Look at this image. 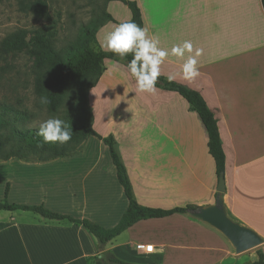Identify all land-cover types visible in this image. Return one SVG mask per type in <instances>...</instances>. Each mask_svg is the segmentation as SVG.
<instances>
[{
    "label": "crops",
    "instance_id": "obj_1",
    "mask_svg": "<svg viewBox=\"0 0 264 264\" xmlns=\"http://www.w3.org/2000/svg\"><path fill=\"white\" fill-rule=\"evenodd\" d=\"M131 1L160 48L170 53L173 45L192 43L184 58L169 54L160 75H175L174 82L198 91L214 112L226 156L227 213L264 239V0ZM106 11L114 21L98 29L97 50L105 33L132 19L124 0H110ZM197 49L200 75L186 80L182 64ZM102 67L88 91L92 127L114 137L137 202L164 209L215 203L219 177L198 112L159 79L155 92L138 91L125 57L106 58ZM0 160V201L43 205L103 228L114 227L127 210L109 146L97 136L48 161ZM141 244L154 251L142 252ZM259 252L264 255V241L238 254L218 229L187 213L140 220L101 243L68 219L0 209V264H95L111 255L128 264H252L243 257Z\"/></svg>",
    "mask_w": 264,
    "mask_h": 264
},
{
    "label": "trees",
    "instance_id": "obj_2",
    "mask_svg": "<svg viewBox=\"0 0 264 264\" xmlns=\"http://www.w3.org/2000/svg\"><path fill=\"white\" fill-rule=\"evenodd\" d=\"M105 9L102 10L96 18L84 24L79 33L76 44L69 47L67 52L62 55L53 45L49 35L41 29L35 31L31 36V40L27 41V33L20 31L12 34L1 42V51L4 53H14L27 50L29 54L34 56L35 64L38 71V90L46 92L50 101V108L54 109L62 97L72 88L78 87L82 91L79 97L85 104L88 112L87 124L82 121L68 120L67 123L73 129L72 139H79L78 143L91 135L97 136L109 146L113 162L117 168V174L128 199V207L122 219L112 228H103L102 226L88 220L74 218L67 214L53 212L43 205H21L9 203L7 200L0 201V209L5 210H30L41 214L49 219H68L72 222L83 225L89 232L95 235L101 243H106L122 233L134 223L150 218H163L175 213H187L188 209L193 206L174 207L170 209L154 208L141 205L137 202L132 184L130 182L126 166L117 149L116 141L113 136L103 137L99 135L92 127V112L88 107V91L98 82L102 74V63L106 58H117V55L109 51L97 50L95 44L97 42L96 34L98 29L108 21H114L111 14L106 11V4L110 0H102ZM132 13V21L140 27L142 26V16L140 8L136 1L124 0ZM32 10L39 18L49 17V1L36 0L33 3ZM126 61L132 59L131 54L125 56ZM47 74V77H43ZM158 79L165 85L176 88L179 93L190 103L192 109L198 112L206 130L208 132V146L211 155L216 163L218 177L221 173H225L226 156L224 153L220 133L218 129L217 119L214 112L208 107L203 96L196 90L169 82L164 76ZM9 120L4 114H0V159L8 160L10 158L23 159L31 161L30 154L38 156L35 161H48L61 156H67L76 153L82 144L66 147L63 144L51 143L42 144V138L36 135V129H25L16 131L19 135L17 144H11V136L6 134L5 129L9 127ZM14 135V134H13ZM38 153H41L38 155ZM128 264L126 261L116 256H108L106 259H96L95 264ZM252 264H264V255L259 252L258 259Z\"/></svg>",
    "mask_w": 264,
    "mask_h": 264
},
{
    "label": "rangeland",
    "instance_id": "obj_3",
    "mask_svg": "<svg viewBox=\"0 0 264 264\" xmlns=\"http://www.w3.org/2000/svg\"><path fill=\"white\" fill-rule=\"evenodd\" d=\"M35 1L0 0V46L3 39L20 31L27 33L29 42L35 31L41 29L64 55L69 47L76 44L81 27L105 9L102 0H48L49 17L39 18L32 10ZM85 17L91 19L85 22ZM38 74L35 58L27 50L4 53L0 47V114H4L10 122L5 131L11 136L13 146L19 138L16 131L35 129L31 127L33 121L58 117L66 122H88L86 106L79 97L82 90L78 87L70 89L54 109L49 104L41 105L39 97L47 96V93L38 90ZM43 77H47V74H43ZM78 140L75 138L63 145L67 148L78 146ZM30 158L35 161L38 156L31 153ZM248 258L255 261L258 255L250 253L243 260Z\"/></svg>",
    "mask_w": 264,
    "mask_h": 264
},
{
    "label": "clouds",
    "instance_id": "obj_4",
    "mask_svg": "<svg viewBox=\"0 0 264 264\" xmlns=\"http://www.w3.org/2000/svg\"><path fill=\"white\" fill-rule=\"evenodd\" d=\"M91 17H85L87 22ZM100 50L109 51L123 58L131 54L132 59L127 62V69L135 78L137 90L153 93L156 90L157 79L160 76V65L169 55L184 58L185 52L192 53L193 45L190 41L173 45L170 53L159 47V39L149 38L146 30L132 20L120 22L113 29L99 39ZM202 50L197 49L194 55H188L182 64L183 78L193 80L200 75L197 67V57ZM169 82L175 80V75L167 77ZM39 103L48 105L47 96H40ZM31 127L36 129V135L42 138V144H65L72 139L73 129L69 124L58 117H49L44 120L33 121ZM151 250V249H150ZM163 251V248L160 249Z\"/></svg>",
    "mask_w": 264,
    "mask_h": 264
},
{
    "label": "water",
    "instance_id": "obj_5",
    "mask_svg": "<svg viewBox=\"0 0 264 264\" xmlns=\"http://www.w3.org/2000/svg\"><path fill=\"white\" fill-rule=\"evenodd\" d=\"M225 191V176L224 173H221L215 203L188 209L187 214L192 218L206 222L218 229L229 240L236 253L241 254L259 246L263 243L264 239L255 230L242 225L228 215L223 199V193Z\"/></svg>",
    "mask_w": 264,
    "mask_h": 264
},
{
    "label": "built area",
    "instance_id": "obj_6",
    "mask_svg": "<svg viewBox=\"0 0 264 264\" xmlns=\"http://www.w3.org/2000/svg\"><path fill=\"white\" fill-rule=\"evenodd\" d=\"M139 248L142 249L141 250L142 252H153L154 251V245L153 244H147V245L141 244V245H139Z\"/></svg>",
    "mask_w": 264,
    "mask_h": 264
}]
</instances>
